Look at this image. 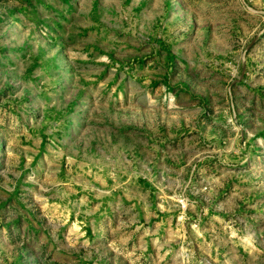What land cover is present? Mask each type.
<instances>
[{"label":"rangeland","instance_id":"374dc122","mask_svg":"<svg viewBox=\"0 0 264 264\" xmlns=\"http://www.w3.org/2000/svg\"><path fill=\"white\" fill-rule=\"evenodd\" d=\"M0 264H264V0H0Z\"/></svg>","mask_w":264,"mask_h":264}]
</instances>
